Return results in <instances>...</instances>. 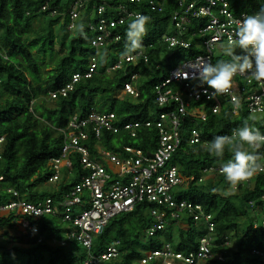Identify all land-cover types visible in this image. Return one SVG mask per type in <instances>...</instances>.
<instances>
[{"label": "trees", "instance_id": "16d2710c", "mask_svg": "<svg viewBox=\"0 0 264 264\" xmlns=\"http://www.w3.org/2000/svg\"><path fill=\"white\" fill-rule=\"evenodd\" d=\"M71 1L0 0V137L3 138L0 142V201L8 199L7 189L17 190L20 196L30 201L46 196L60 200L84 172L77 157H74L73 175L69 182L61 178L52 189L42 187L52 173L48 169V160L60 154L62 130L69 118L74 114L85 116L93 107L114 112L120 122L155 119L167 106L157 104L152 92L154 83L163 79L177 61L200 52L195 46L198 37L191 39L189 47L171 51L161 42V35L172 31L169 18L176 0H167L162 11H151L148 6L141 8L132 4V7L140 9L141 15L150 17L146 25L147 34L142 38L149 61L144 63L140 58L135 64L124 62L121 68L107 72L117 56L124 53L127 27L135 18L110 28L113 34L120 35L119 40L96 48L91 44L95 35L91 25H96L101 16L115 18L114 11L107 8L101 16L96 13L90 15L91 5L100 2L84 0L86 6L80 18L69 29L67 10ZM116 1L112 0L110 6ZM262 7L264 0L230 1V9L235 14L241 11L258 12ZM51 10L56 13L50 15ZM191 20L193 23L204 21L203 18ZM81 23L84 35L79 32ZM55 24H58V30L54 28ZM91 57L96 58L97 67L90 77H84ZM230 59L223 52L217 56V61ZM156 64L159 67H154ZM131 71L138 72L139 96L136 102L127 99L121 92ZM74 73L82 77L66 95L55 98L48 95L49 91H55L68 82ZM202 102L207 113L205 119L182 121L181 143L170 159V163L178 165L182 174L193 177L186 187L176 191L177 197L200 203L206 212L212 214L215 225L212 252L223 248L226 252L223 260L211 259L210 264H264L261 256L252 252L254 248L264 252V225L260 223L264 216V198L261 197L264 193V171L236 185V189H232L222 172L218 171H212L210 177L199 180L206 174L205 168L216 167L232 159L227 149L223 161L206 150L215 136L229 135L244 123L264 134V124L255 123V119L244 109L239 114H233L228 104H221L218 112H211L214 100ZM192 127L199 129L201 134L200 141L193 144L188 140ZM157 138V128L152 125L139 128L135 137L126 131L115 134L105 132L99 143L112 150H120L121 145L128 144L150 152ZM87 144L91 157H94L98 143L90 137ZM244 147L252 151L247 144ZM255 154L261 164L264 145ZM149 207L151 205L146 202L137 203L132 210L111 217L103 230L93 236L90 252L98 255L112 239H118L119 255L111 261L115 264H137L136 260L145 251L159 249L165 241L171 243L174 251L184 254L198 248L199 238L206 233V228L191 218H185V225L170 220L153 236L145 235V230L153 221ZM12 217V214L0 216V237L6 239L3 241L0 238V264H84L86 252L75 241L64 245L48 240L37 243L35 236L19 231L11 222ZM255 217L259 222L257 227L252 226ZM56 220L50 214L37 220L30 219L39 226V232L45 238L55 234L61 239L63 228ZM240 220L245 222L242 229L239 227ZM224 235L229 237L231 244L223 245Z\"/></svg>", "mask_w": 264, "mask_h": 264}, {"label": "built area", "instance_id": "2783aa9c", "mask_svg": "<svg viewBox=\"0 0 264 264\" xmlns=\"http://www.w3.org/2000/svg\"><path fill=\"white\" fill-rule=\"evenodd\" d=\"M111 1L94 2L88 12L90 15L96 13L101 16L107 8L114 11L115 18L107 19L101 16L96 25H91L95 31L91 44L96 48L105 47L108 42L120 39L118 33L113 34L110 30L115 24H122L126 19L141 15L140 9L132 7V4H138L141 8L148 6L151 11H162L167 0H117L110 6ZM85 6L84 0L70 2L67 10L69 29L74 27ZM54 13L56 11L51 10L50 15ZM255 13L257 12L233 13L230 0H176L169 18L172 31L162 34L161 42L171 51L189 47L191 39L198 37L195 46L200 52L177 61L168 69L167 75L152 86L157 104L167 106V109L160 111L155 119L143 121L120 122L114 112L93 107L85 116L72 115L62 130L63 143L60 154L48 160V169L52 172L48 182L56 185L63 178V175L60 176L61 169H65L64 179H69L73 175L74 157H77L80 167L84 170L80 174V180L65 192L60 200L46 196L30 201L20 196L17 190L7 189L9 197L0 201V216L12 214L11 222L19 231L35 236L37 243L48 240L53 244L64 245L68 241H75L86 252L84 264H115L111 260L119 255V240L112 239L101 253L95 255L90 252L92 238L103 230L111 217L132 210L137 203L146 202L151 205L148 212L153 221L145 230V235L153 236L170 220L185 225V218L202 224L206 233L199 238L195 251L187 254L174 251L171 243L165 241L161 248L145 251L143 256L136 260L137 264H210L211 259L223 260L226 252L224 248L214 253L211 249L215 239L212 214L206 212L200 203L177 197L176 191L186 187L193 177L182 174L178 165L171 164L170 159L181 143L182 121L205 119L207 113L202 101L210 99L204 90L207 89L208 93L213 91L206 83L201 85L198 79L193 78V65L198 58L214 65L229 36L235 38L234 33L239 21L246 15ZM192 18H203L204 21L193 23ZM145 49L146 45L134 53L131 62L123 53L119 54L114 64L106 71L121 68L124 62L135 64L140 58L144 63H148ZM236 51L241 54L240 49ZM96 64V58L91 57L88 71L83 76L90 77L97 67ZM81 77L79 73L72 74L68 82L55 91H49L48 95L51 98L66 95ZM137 79L138 72L131 71L121 88L122 94L129 96L132 102L138 101ZM233 96L237 98L238 106L234 104ZM212 100L214 103L210 107L211 112H218L221 104H228L233 114H239L240 110L244 109L251 116H262L264 84L256 82L250 74L237 75L233 80L231 92ZM152 125L157 128L158 138L150 152L128 144L121 145L120 150H112L99 143L105 132L115 134L126 131L131 137H135L139 128ZM234 130L228 136H231ZM90 137L98 143L96 151L93 152L94 157H91L92 153L87 144ZM200 137V130L192 127L188 137L189 143L199 142ZM2 139L0 137V142ZM261 165L264 166V157ZM212 171L221 172L220 165L205 168L206 174L199 180H205ZM261 197L264 198V193ZM249 203L253 205V201ZM48 214L55 216L62 225L61 239L55 234L45 238L44 234L39 232V226L30 221ZM260 223L264 225V216ZM258 224L257 217L253 218L252 226L257 227ZM222 241L224 246L230 244L227 235L223 236ZM252 252L259 254L264 260V252L255 248Z\"/></svg>", "mask_w": 264, "mask_h": 264}, {"label": "clouds", "instance_id": "9594fccd", "mask_svg": "<svg viewBox=\"0 0 264 264\" xmlns=\"http://www.w3.org/2000/svg\"><path fill=\"white\" fill-rule=\"evenodd\" d=\"M149 21L150 17L138 15L128 24L123 55L129 62L133 59V54L142 47V38L147 34L146 25ZM79 32L84 35L82 23L79 25ZM234 36L235 38L229 36L223 46V54L230 57V60H219L213 65L198 58L193 65V78L198 79L201 85L206 83L213 89L211 93L204 90L209 99L229 94L237 75L250 74L256 82L264 84V7L254 15H246L240 20ZM236 49H240L242 54H237ZM233 102L238 106L235 96ZM245 144L252 149L251 152L244 147ZM262 145L264 134L244 123L231 136H215L206 150L221 161L226 149L232 154V159L220 164V171L232 189H236V185L250 180L257 171H264V166L257 162L259 157L255 154Z\"/></svg>", "mask_w": 264, "mask_h": 264}, {"label": "rangeland", "instance_id": "374dc122", "mask_svg": "<svg viewBox=\"0 0 264 264\" xmlns=\"http://www.w3.org/2000/svg\"><path fill=\"white\" fill-rule=\"evenodd\" d=\"M231 1V0H230ZM54 28L56 29V30H58L59 29V26H58V24H55L54 25ZM169 28H170V24H169ZM127 99H130V97L129 96H125ZM99 107V106H98ZM264 117H262L261 118V116L260 115H253L252 116V119H255L254 121H255V123H257V124H264V119H263ZM263 119V122L261 121ZM252 126H254V125H252ZM115 144H117V142L116 141H113ZM45 174H47V171H45L44 172ZM64 173H65V169H61L60 170V176H62L63 175V178H64ZM208 177H210V175L209 176H207V177H205L204 179H207ZM70 179V178H69ZM68 180V179H67ZM64 181V180H63ZM70 180H68L67 182H69ZM64 182H66V181H64ZM55 186V184H53V183H50V182H48V183H45L42 187H46V188H49V189H52L53 187ZM259 217V216H258ZM56 222L58 223V225L59 226H62L61 224H59V222L56 220ZM244 226H245V222H243V220H240L239 221V227L242 229V228H244ZM0 232H1V229H0ZM1 238V240H3V241H5L6 239L4 238V237H0ZM232 243V241H230V244Z\"/></svg>", "mask_w": 264, "mask_h": 264}]
</instances>
